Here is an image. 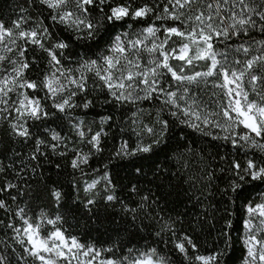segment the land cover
Returning a JSON list of instances; mask_svg holds the SVG:
<instances>
[{
	"label": "snow or ice",
	"instance_id": "6c2138e0",
	"mask_svg": "<svg viewBox=\"0 0 264 264\" xmlns=\"http://www.w3.org/2000/svg\"><path fill=\"white\" fill-rule=\"evenodd\" d=\"M23 5L15 19L0 18V126L12 143L32 150L27 163L10 147L0 152V264H228L234 231L242 234V264H264V0ZM94 93L107 108V114L95 113L99 130L91 126L95 120L81 118L88 115L83 110L96 109ZM113 127L112 139L119 136L113 156L128 160L123 167L135 174L136 184H124L119 172L103 165L90 168L94 175L83 187L89 195L81 200L76 194L75 205H69L72 186L63 191L52 177L34 198H46L39 212L17 203L29 194L17 182L21 174L50 163L49 152L64 156L60 149L72 133L79 147L72 150L71 167L88 175L85 166L102 152L106 129ZM162 152L165 164L170 153L176 163L160 166ZM5 153H13L12 163L3 162ZM146 160L154 175L176 179L173 191L158 184L141 194ZM133 195L139 201L130 200ZM80 204L96 217L97 205L105 213L119 205L138 228L153 230L159 246L117 255L81 242L60 212L78 211ZM205 225L223 247L214 240L211 250L201 252L196 229L203 232Z\"/></svg>",
	"mask_w": 264,
	"mask_h": 264
},
{
	"label": "trees",
	"instance_id": "16d2710c",
	"mask_svg": "<svg viewBox=\"0 0 264 264\" xmlns=\"http://www.w3.org/2000/svg\"><path fill=\"white\" fill-rule=\"evenodd\" d=\"M23 5V0H0V18L4 20L15 19L19 14V8ZM74 51L80 53V56L84 55V49L76 48L73 46ZM89 57H92V53H88ZM77 57H73L76 59ZM94 58V57H92ZM93 96L97 97V107L94 111H87V116H81L86 122H91L93 120L96 123L92 124L93 130H99L97 128V124L99 123V117H96L95 113L100 112L101 114H107L106 106H101L100 101H102V97H99L97 94H93ZM90 96L89 98H93ZM142 107L146 109H151V105H143ZM116 120L120 121V113H116ZM146 122V121H145ZM55 128V125H53ZM34 131H40L37 129H33ZM56 131H61L60 129H56ZM70 127L66 124L63 128V135L68 136L70 133ZM107 138L102 141L105 145L102 152L97 153L95 157H93L89 161V166H85V172L88 175L81 176V173L78 170H74L71 167V159H72V150L76 147H79L78 142L73 143L74 133H72L73 139H69L67 144L61 147L60 152L64 153V156L59 155L58 153H51L50 155V163L45 162L42 168H39L36 173H32L30 171V167L25 169V171L21 174L23 179H18L17 182L21 184V188L24 189L25 192H28V195H20L18 197L17 203L24 207L26 204L29 205L35 212H39L41 208L44 207L46 203V198L34 199L35 196L42 189L43 184L47 181L48 177H52V179H59L61 183L64 185L63 191H69V185L72 186L71 191L74 193L72 199L69 200V205H75V195L78 194L80 199L83 200L85 195H89L83 192V187L85 181L90 182L91 177L94 175L90 172V168H101L103 165H108L110 170H114L119 172L120 177L123 178V183L128 184L129 180L132 181L133 184H136L137 181L134 178V173H130L129 168L123 167V165L128 164L127 159H120L113 156L114 146L117 144L119 140V136L117 140H113L112 136L117 132V129L113 127L111 130H107ZM127 138V137H125ZM174 143V141H173ZM202 146V145H201ZM10 147L13 150V153H20L21 158L24 159V162L27 163V154L31 152V146L25 147L24 145L17 143H12L11 140L6 135V130L0 126V152H4L6 148ZM87 151V149H85ZM209 151H213L209 149ZM13 153H5L8 156L3 162L5 164H10L15 159ZM224 153L222 152V155ZM175 153L169 154V164H165V155L162 152L159 156V165L163 167H169L170 164L176 163V159H174ZM17 166L19 167V161H16ZM33 164L35 161L32 162ZM56 164L60 165V168L57 169L55 167ZM193 164H196V161H193ZM199 167H203V165H199ZM172 172L176 171V168L171 169ZM144 172L145 176L140 178L138 187L142 190L141 194L146 192L148 189H152L156 191L157 185H163V191H173L171 185L175 184L177 181L173 178L171 181L165 179L164 177L154 175V169L152 167L151 162L144 161ZM59 173V175H57ZM194 176L198 175V169L193 168ZM168 173H165V176ZM11 178V176L9 177ZM148 181H152V183H148ZM80 185V190L77 193L76 185ZM224 187L223 184L220 185ZM128 190L126 189V192ZM15 194V193H13ZM255 195V194H254ZM140 197L137 195H133L130 200L139 201ZM170 199L175 200V194L170 197ZM217 199H219V194H217ZM135 207V205H132ZM16 207V204H13V208ZM97 207L101 208L99 217L93 216L91 213H85L83 204H80L79 210L77 211L75 207L71 208H61L60 212L64 215L67 223L64 225L65 228L69 230L72 235L78 236L81 239V242L86 244H94L97 248L101 249H115L117 255H122L127 253V249L130 247H134L136 249H144L145 246H159L158 241L154 236L151 235L153 231L150 228H138L136 224H134L130 220L131 213H125L120 210V206L116 205L113 208H110L107 213L103 211L101 205H97ZM46 211L51 212V208L45 209ZM184 210V205H179L176 209L177 212H182ZM167 211V209H166ZM176 213L173 212L172 215ZM0 216H4L3 213H0ZM7 219V217H4ZM236 219V217H233ZM187 220V218H185ZM139 223V220L136 222ZM144 223H148L147 220ZM186 226V225H185ZM207 225L204 226V231L201 232V229L197 227L196 235L198 236L199 243L201 245V252H204L206 249L211 250L213 248V241L216 240L217 247H223L224 245L218 242V236L215 231L209 235L207 233ZM237 227L239 225L237 224ZM241 232L234 231L232 233V244L233 247L229 250V255L225 257L228 264H242V259L244 256L243 244L241 243ZM0 239H4L3 235L0 234ZM103 255L107 256L108 253L105 252ZM182 259V257H181ZM177 264L179 262L177 261Z\"/></svg>",
	"mask_w": 264,
	"mask_h": 264
}]
</instances>
